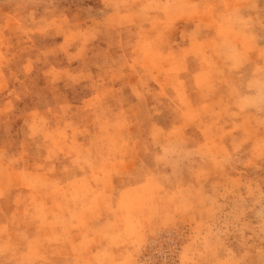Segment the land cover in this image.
I'll return each instance as SVG.
<instances>
[{"label": "rangeland", "instance_id": "1", "mask_svg": "<svg viewBox=\"0 0 264 264\" xmlns=\"http://www.w3.org/2000/svg\"><path fill=\"white\" fill-rule=\"evenodd\" d=\"M0 264H264V0H0Z\"/></svg>", "mask_w": 264, "mask_h": 264}]
</instances>
